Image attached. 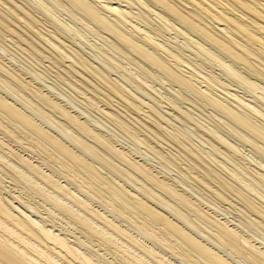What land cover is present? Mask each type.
I'll list each match as a JSON object with an SVG mask.
<instances>
[{"label": "bare ground", "instance_id": "bare-ground-1", "mask_svg": "<svg viewBox=\"0 0 264 264\" xmlns=\"http://www.w3.org/2000/svg\"><path fill=\"white\" fill-rule=\"evenodd\" d=\"M65 1L63 2L65 3ZM67 1L68 3L70 2L73 5L72 8L76 9L79 13H81L83 16L86 17L87 19L86 21L93 22L95 25L98 26V29L100 27V29L102 28L105 31V33L109 36V38H111L109 39L110 43H113L112 46H115L114 48V51H116L115 53L118 54V52L121 51L124 52V50H122L123 48H125V50L127 51H131L133 54L139 56L145 63L150 65V67L153 66L154 68H156L160 72V74L165 78H167L170 82H172V84L174 83L176 84V86L178 85L184 88L187 91L185 92L190 94V97L193 96L199 101L198 103L200 104V107L201 104H205L203 106L206 105L211 106L213 110L215 109L223 116H225L229 121L233 122L235 126L239 129L240 134L236 131V127L234 128L232 126L234 129L233 128L230 129L231 130L230 135L235 134L237 132V134H239L240 137L236 136V138L238 137L240 139L241 138L245 139V136L249 135V137L250 136L252 137V140L255 139L254 140L255 145L257 144L256 140L258 141V143H260V145L259 144L257 145V148L255 147L256 149H254V151L256 152L259 149L258 152H260L259 155L262 157V159H260L261 157L258 158L260 159V161L256 160L257 161L255 162L256 164L253 162L254 165L257 166H255V168L254 167L252 168L251 167L252 165L251 166L249 165V161L250 163H252V160H254L255 158L254 159L251 158L250 160L246 158V160L248 161L245 160V162L236 159L235 155L237 154L240 155L241 153L238 152H241L242 149L241 150L239 149L240 150L239 151L237 147H235L236 145L234 146L230 140L229 141L231 143L228 140H226V138L224 139V137L219 136L220 134L218 135L215 130H211V128L210 130L209 129L205 130L204 127V130L207 132L208 137L205 136L206 138L205 137L203 138H205L204 140L206 141L207 144H209V148L211 147L210 149H213L214 152L218 151L219 155L218 154L217 155L218 156L222 155L223 159L225 158L230 160L236 166L235 168L236 170L231 168L227 169L225 162L217 158L214 159L216 165H218L221 168L223 167L224 171L227 170L229 172V175L231 174V177H233V180H237L239 183L243 184L247 188L246 190L248 191L245 192L242 191L241 188L235 187L236 185L234 186L232 182H230V180L228 182L227 181L228 179H225L226 178L225 176L223 177L222 174L220 175L221 172L219 173L209 165V163L210 162L212 163L213 160L210 161L207 158H209L211 155L210 156L207 155L208 156L207 157L205 154L206 152L204 153L205 149L203 148L204 149L203 151L200 147L201 145L206 146V143L205 144L203 143L201 145L198 144L195 145V141L197 140L196 139L194 140V142L192 140L193 143L191 142L192 143L191 144L186 142L184 138L181 139L182 137H180L181 136L180 133L182 132L180 133L178 132L180 134V136L178 137L176 131H172V129H170L169 131L172 139H175L174 141H176V143L180 145L179 147L178 146L177 147L182 148V150L184 149V153L186 152V154H189L190 157V159L188 160L189 164L191 166H196V167L201 165L202 168H204L203 171L204 174L206 175V178L204 176H201V177H197V179L195 180H197L199 184L204 185L205 187L207 186L208 189L209 188L211 189L212 186L210 182H214V184L217 183L218 185L217 187L221 186V189L223 187L226 189H230L231 191H235L236 193L234 192V194H237L240 200L242 201L240 203L244 204L246 209H248L250 213L262 219L259 220L261 222H259L258 220L257 221L258 223L261 224L259 226L260 227L262 226L261 229L263 228L262 232L264 233L263 231L264 230L263 227L264 195L260 193L261 191L258 190L259 191L258 192L257 189H255L254 186L251 185V183H255V184L258 183L257 184L258 188H259V184L264 186V163H262L264 161L263 160L264 159V111L262 112L261 109L258 108L257 106L258 104L257 105L252 104V102L255 101L260 104H263L264 106V0H129L128 1V6L134 3L136 5L138 4L137 6L142 7L145 10V13L142 14H145L147 16L148 14L154 15L156 18L161 19L166 24L164 26L169 27V28L167 27V29H165L164 27L165 29L164 31L166 30L168 31V29L175 30L174 33L175 37L177 35L176 32L180 33V35L182 34L183 38L186 39L184 40L186 41L185 44L186 50L189 49L188 51L191 50L192 53L194 51L195 53L200 51L206 55H209L210 56L209 59L212 58L214 61H216L220 66L218 64L217 65L224 70V71L222 70L221 72H225V74L229 76V79L231 77L239 81L238 84L236 85H241L242 89L243 88L245 89V90L243 89V91L248 92L251 95V98L253 97L252 98L253 101L250 99H249L250 101H246L245 99H242L241 97H239L240 94L237 95L238 93L237 91H236L237 93L235 92L236 94L234 93V91L233 93L229 91L232 90L231 88L232 86L223 84V82L218 80L217 81L213 80L215 78L213 72L211 73V75H213L214 77L213 79L206 78L205 77L206 75L199 74L198 71L194 70L195 69L194 66L201 67L204 65L200 66L198 64H194V66H190L189 64L190 62L188 63L187 59H186L187 61L183 59V56L180 53H178V51L174 52L170 50L171 48L168 49V47H166V45L163 42L158 40L159 38L155 37L156 34L152 35L149 32V30L145 29V27H142V25H140L141 24L140 22L139 24L134 22L133 21L134 19L132 18L135 17L136 19L137 17H139L141 12L143 11L141 10L142 8L141 9L137 8V10H141L139 11L140 14L136 15V13L134 12L135 13L134 15L133 11L127 9L125 5L118 4L116 2L117 0L115 2H113L112 0H67ZM118 1L120 2L121 0ZM10 2H11L10 6L9 5L5 6L4 4H1V1L0 4L2 6L4 5L3 6L4 9L6 7L7 12H9L12 15L10 17H12V20L14 22H12L11 18H9L10 19V24H9V20L7 19L9 17L8 14L4 13L5 15L2 16L4 11L0 10L1 11L0 25L1 27L3 26V28L6 27L5 31H7L8 29L9 32H11L10 35L17 34L19 40L28 43V46L29 47L31 46L33 48L32 49L30 47L36 53V55L37 54L43 55V53L44 55H46L45 54L46 52L47 54L48 52H52V54L55 55V57L53 55L51 57H54L56 59L53 61L49 58V61L51 62L53 61L56 67L57 64H59V62L61 61L62 63L64 62L63 64L67 68L66 72H68L69 74L68 77L72 76L74 78L73 81L75 80L77 82L78 78L76 80V75H78L81 79L86 80L88 82L89 80H92L93 77L103 80L104 82L106 81L105 84L108 86L107 88H109L110 94L117 97L123 103L125 109L134 112L133 114L135 113L137 114L139 113V115L140 113L144 114V116H146L148 120L155 125V126L153 125L154 127L158 126L163 128L164 126L162 125L161 122H166V123L168 122L167 117H165V115L162 112H160L153 104V102L157 104L159 102V99H157L156 94L152 92L153 89L155 88L152 85V82H151L152 86H150V84L148 85L147 82L146 83L144 82L146 76H144L145 78L144 81H142L143 76L142 78L138 77L142 80L140 79L136 80L138 73L136 74V77H134L133 72L129 71L130 69L126 70V68H124L123 66H119L122 68V70L124 69V71L121 73L122 79L125 78L129 82L131 81L133 84H135L133 86H135L136 90L135 91L133 90L134 88L132 87L131 84H129L128 86L129 87L131 86L133 89L128 88L127 85L125 86L123 84L125 82L120 83L114 79L112 81L111 80L108 81L106 79V77L108 76L105 75V72L103 71L104 69L102 70L101 68H99L98 65L94 64L93 61L89 60V58L83 57V55L80 54L81 52H79V50H81L82 47L78 50H76V48L74 47L76 52L75 50H73L74 55H72L71 52L72 50L69 48V46H71L72 44L71 45H69L70 43L66 44L67 41L76 42L75 44L77 45L76 47H78L79 45L84 47V44H86L87 42V44L92 49H100L98 47L99 46L98 44L100 42L97 44L98 45L97 46L94 44V41H96L95 38L93 43L92 41L90 42L89 40L90 38L89 39L87 38L89 41L86 40L85 37L87 36H84L85 34L84 32H81L82 31L81 29L80 31L79 29H76V26L66 23L65 19H63L65 20V22H63V20L61 21L60 19L55 17V15L54 18L58 23L57 25L55 24L56 25L55 31H57V33L53 32L54 29L52 31L51 30L52 28L50 29L52 31L51 34H47L46 33L47 31L44 33L45 30L42 31L43 30L42 28H41L42 30L39 29L40 27L37 28V26H39L41 23L36 26V23L39 21H36L35 23L34 18L29 16L27 11H25L20 5L13 2V0ZM26 2L25 4L22 2L23 6L29 5L26 4ZM33 2L35 3V0ZM3 3L7 4L6 1H4ZM32 4L33 3H31V5ZM34 6L32 7L36 9L37 6L39 7V4H37V6L36 5ZM46 6L44 5L42 6L45 11H47L48 9V7L46 8ZM32 7H30L29 9L30 11H32L33 9ZM68 9L71 8L69 7L67 8V10ZM74 9H72L73 12L71 14L74 13ZM50 11L52 12L53 10ZM77 11L75 12L77 13ZM77 16L75 18H77ZM60 17L61 16H59V18ZM79 17L80 16H78V19H80ZM145 17H143L142 15L140 19H142L144 22ZM149 17H146V19ZM82 18L83 20H81ZM82 18L80 19V21L86 23L84 21L85 18L84 17ZM78 19H76L75 21H77ZM154 19L152 20L154 21ZM16 22L23 23V26H25L28 29L30 35L31 36L35 35L33 41L31 37H30L31 41L27 40L29 33L28 34L25 33L27 35L26 38L23 35H21V33L18 34L17 31H15V27H11V24ZM51 22L53 25L54 22L53 21ZM51 22H46V23H51ZM92 25H89V27L91 26V29H94L92 28ZM147 25L150 24L147 23ZM147 25L145 26L147 27ZM87 26H88V22L86 27ZM86 27L85 29L87 31L89 27L87 28ZM47 29H49V27ZM101 31L99 33L100 37L102 35ZM48 33H50V31ZM162 34L161 37H163ZM100 39L102 40V38ZM82 41H84L85 43H83ZM107 43L108 42H106L105 45H108ZM174 43L170 44L172 45L173 48H174L173 46ZM182 43L184 44L185 42L182 41ZM179 44L183 46L181 43ZM38 45L39 46L41 45L40 47H43V50L42 48L40 49L39 47H37ZM101 45L102 44L100 43V46ZM177 45H178V41H177ZM65 46H68L67 51ZM103 46L101 48H104ZM108 46H110V44ZM176 47L174 49H176ZM111 48L108 47L107 50H112ZM68 49L71 50L69 51L71 52V55L68 53ZM115 49H117L118 51ZM28 50H26L25 52H27ZM100 51L101 50H99V53ZM195 53H193V55ZM29 54H32V52L28 53V55ZM34 54H32V56H34ZM185 55L186 54H184V56ZM188 55H190V53ZM88 56H89V52H88ZM196 56L198 57L199 55ZM112 57L111 56L106 57L109 62H107L106 61L107 59H105L106 61V64H104L105 66L107 64L109 65L110 62H114L113 60L114 57L113 58ZM125 57H127L126 54ZM186 57L188 58V56ZM199 57L197 58V60L199 59ZM100 58L102 60L103 54L102 57ZM3 59H0L1 62L3 61ZM93 60L95 61L96 59L94 58ZM191 60L189 59V61ZM199 60H201V58ZM10 61H12V59ZM117 61L114 63L118 64ZM193 61H191V63ZM3 63L7 64L8 62H3ZM125 63L122 64L126 66L127 63L126 64ZM202 64H204V62ZM8 65L10 64L8 63ZM7 66H5V64L2 65V63H0L1 73H4L7 76V78L11 77V80L15 81L20 88L19 89L15 88L16 85L12 86L13 84L12 85L9 84L12 86L9 87L6 85L5 80H3V78L2 79L0 78V133H2V136H0V151L2 152L3 150H6L3 151L5 155L0 152V158L2 159L0 160L4 162V164L0 162L1 163L0 170L2 171L3 174H5L4 177L8 179L6 180V178L1 176L2 174L0 175V264H118V263L119 264H245V262L241 263L239 261L232 260L235 259L234 254L243 256V258L247 259L246 261L248 262L253 261L255 264H264V248L259 244H256L257 240L254 241L255 238L252 237L253 235H255V234L252 235V231H254L255 230L254 228L256 227H254V225L251 224L253 223L255 225H258L255 222L256 218H253L254 215L253 217L251 216V218H253L254 220L253 219L251 220H253L255 223L250 222L251 223L250 224L249 219L247 220V223H249L248 226L251 225L254 229L251 231V233L248 232V234H250L251 236L248 237V235L246 236L241 231V228L240 229L238 228L240 225L238 226L236 222H232L233 220H230L229 218L225 219L219 216L218 214L211 213L210 211H208V209L203 208L204 205L201 206L202 203L200 204L198 201V198L200 202L202 201L200 197L196 198L195 194L193 195L190 192V194L193 195L192 197L189 195V193H186L184 189H178L176 185H174L175 183L174 184L172 183L173 182L172 179H171L172 182L170 180L168 181L167 180L168 176L166 175L167 176L166 179L163 171L165 168H167L165 167V164L163 166L161 165L162 167H164L163 169L160 167L163 173V176H161L162 174L159 175V173H157L158 171L156 170L157 171L156 172L154 170L155 164H153L154 166L153 168L147 165V163H145L144 161H140L142 160V158H138V156L140 155L142 157L145 154L143 155L142 153H139L138 155L137 153V155H135L136 157H134L131 155V153H128V151L126 152V150L125 151L122 150L121 149L122 147L121 148L117 147L114 142L117 139L115 137L116 134L113 133L115 134V136H113L116 138L115 140L112 139V137L111 138L108 137L107 134H109V131L113 132V130L110 129L109 131H107V133H105L104 129L106 130L107 126L106 125L104 126V122L100 121L99 118H96L97 115L95 119L90 118V115L92 114L89 115L88 113H90L91 111L86 112L87 110L86 111L82 110L83 108L80 109L79 108L80 105L76 103L77 101L74 102V100L73 101L69 100L71 98L69 99L66 98L65 100L64 99L65 96H63L62 99L68 102L64 103L62 101L63 102L62 103L60 101L61 99L59 100L60 94L58 95V97L57 96L53 97L49 95V93L44 92L43 89L38 87L37 85L33 86L34 83L32 85L29 80L30 78L29 76H31L32 74L28 75L29 78H27L28 79L27 80L23 76H21L20 73H17V70L15 72L14 71L15 68L12 69L13 70L12 71L5 68ZM51 66L53 67V65ZM102 66L103 65H101V67ZM138 66H134L133 70H135V67ZM141 66H143V64ZM130 67L133 66H129V68ZM192 67H194V69ZM150 69L152 70V68ZM33 70L31 71L33 72ZM202 70L203 69H201V71ZM147 71L150 73V70ZM206 71L204 73L208 72ZM60 72L62 74V70H60ZM114 72L115 71H113V73ZM115 73H117V71ZM37 74L35 76H37ZM144 74H147L146 71ZM216 74H219V72H217ZM39 75L41 74L39 73ZM56 75H58V73ZM85 75L87 77L88 76L91 77V79L88 80V78H86ZM151 75L152 73L150 74V76ZM154 75H156V72ZM42 76L41 78H43ZM58 76L61 75L59 74ZM61 77H63V75ZM154 77L155 76H153V78ZM150 78H152V76ZM83 80H81V82L78 80V82L83 84L84 82ZM98 81L99 80H97V82ZM229 82L231 83V81ZM43 83L46 84V82ZM98 84L103 85L102 82ZM98 84L96 83V87H98ZM170 85L168 84V87H170ZM172 86L170 88H172ZM52 88L54 89V87ZM90 88L93 87L90 86ZM20 89L21 90L24 89V91L26 90L29 91L30 96L35 98L34 101L36 102L34 105L32 104V102L29 101L31 97L28 96L29 99H27L25 96L28 94L24 96L23 95L25 94L24 91L21 94ZM75 89L77 88L75 87ZM175 89H171V90H175ZM184 89L182 91H184ZM85 90L88 89L86 88ZM54 91L56 92V89ZM76 91H78V89ZM88 91L89 93L91 92L90 89ZM178 91H176L175 93L177 94L180 93ZM182 91L180 95L182 94ZM171 92H168V94L170 93L169 95H171ZM82 94L87 95L86 92L85 93L82 92ZM95 94L99 96L100 93L98 92ZM108 94L109 93H107V95ZM172 95L171 97H173ZM246 95L248 96L247 93ZM88 96L86 98H88ZM109 96L110 95H108L107 98ZM183 96L186 97L185 95ZM91 97L93 96H89L90 99ZM178 97L181 98L179 95ZM83 98L85 97L83 96ZM175 98H177V96ZM110 99L111 98L109 97V100ZM115 100L116 99L110 101L114 102ZM150 100L153 102L150 103L149 102ZM191 100H193V98ZM83 102L84 100L82 101V103ZM170 102L168 104H170ZM88 103H90V101ZM94 103L93 105L96 106L97 104ZM77 105L79 107H77ZM89 106L90 107L92 106L91 103L87 107ZM182 107L183 106H181L180 108ZM107 108L108 107L106 108L97 107L95 109H99L98 114H101L104 118L106 117L110 119V121L112 120L114 122L113 125L114 124L117 125L118 129L119 128L120 130L123 129L128 134L132 135L134 138H137L135 137L136 136L135 134L138 133L136 132L137 130H135L134 132L132 131V129L133 128L135 129V127H132L130 125L132 129L129 128L128 124L130 123H127L128 120L126 121L123 118H121L120 114H117L116 112H114V110L111 111L113 108L111 110L110 108L108 109ZM144 108H147V110ZM180 108H178V105L171 103L168 113L174 115L177 119H179V121L181 119L184 120L187 119L190 121L191 118H193L192 116L193 114L191 115L190 112L184 111ZM95 109H93V111H95ZM195 111L192 112L195 113ZM123 116H125V113H123ZM212 116L214 117L215 115ZM141 118L143 117H140V122H141ZM200 119L202 120V118ZM107 120H104L105 123H107ZM138 120L137 122L139 123ZM221 120H223V118H221ZM218 121L220 122V120ZM142 122L140 124L146 125V123H142ZM231 122L229 123L228 126L232 125ZM185 123L186 122L184 121V124ZM180 124L182 123L180 122ZM203 124L205 126L207 125V123L205 124V122ZM107 125L110 127L109 123ZM171 125L175 126L173 122ZM148 126L149 124L145 126V129L146 127L149 128ZM182 126L184 127L183 124ZM217 126L219 127L220 125L218 124ZM140 127L142 126L140 125ZM172 127L173 126H171L170 128ZM178 127L180 126L178 125ZM175 128L174 129L177 130V127ZM192 128L193 127H191V130ZM199 128H200L199 131H201V129L203 131L202 134L200 132L199 133L202 136H204L203 134L205 131L203 130V127L201 128L199 126ZM138 129L143 132L142 128H138ZM149 129L154 131L156 134V130L152 129V127ZM151 130H149V132L152 134L153 132ZM226 130H222V131L225 132ZM232 131H236V132L233 133ZM160 132L162 133V131ZM157 133L158 134L154 136L159 135V132ZM226 133L229 132L226 131ZM200 134H197V137ZM209 135L215 136L217 143L219 144L221 143V146L224 147V150H222L219 146H217V144L215 143L216 141L213 139L211 140L209 137L212 136ZM235 135L233 136L234 138ZM161 136L162 139L165 135H161ZM158 137L159 136H157V138ZM192 137L194 138L193 135ZM192 137L190 139H193ZM22 138L28 139V142L27 140H24L26 142H23ZM169 139L170 138H168L167 140L169 141ZM199 140L201 141V139ZM11 142L17 144L19 148L12 147ZM171 143L173 144V142ZM124 144H128V143L125 142ZM147 145L148 146L146 147L148 148V150L151 151V153L153 152V155L155 156L159 155L154 151L161 152V150H156L157 148L155 149V147L149 144ZM144 149L146 150L145 147ZM141 150L142 152H144L143 149ZM141 150H139V152ZM136 151L138 152V150ZM132 153H135V151ZM146 155L144 156L145 158ZM160 155L161 157H159ZM160 155L158 157L163 159L162 156H164V154L161 152ZM182 156L184 159L186 155L184 154ZM151 158H153V156H151ZM156 158L155 160L157 163L159 159L157 160ZM211 159H213V157ZM143 160H148V159H143ZM163 160L166 161L165 158ZM207 160L209 162H207ZM165 161H160V162L165 163ZM230 161L228 162L229 165H230ZM166 165H168V163H166ZM156 168H158V166ZM181 173L183 172L181 171ZM168 174L170 175L169 172ZM188 174H190V172ZM180 175L179 176L177 175V178L181 177ZM185 176L188 177L187 174ZM180 179L183 180V177H181ZM246 179L251 180L252 182H248L246 181ZM175 180L176 179L174 178V181ZM237 181H235L236 183L235 182L234 183L237 184ZM7 182L9 184H6ZM187 188L189 187H186V190L192 191ZM203 188L200 189L204 191ZM217 189L213 188L211 189L212 192L211 191L210 192L214 193L213 190L216 191ZM226 189L224 190V192L229 191V190L226 191ZM198 190L195 191L197 192ZM260 190L263 189L261 188ZM218 192L221 191L217 190L216 193ZM262 192L264 193V191ZM227 194L229 197L230 195L228 192ZM217 195L214 196L220 197L219 193ZM222 196L223 195H221V198ZM224 197L222 199L225 201V199H227L228 197L227 198ZM230 197L232 198V195ZM30 199L33 201H31ZM206 199L209 200V198ZM223 200L221 202H224ZM170 201L171 202L173 201V203H171ZM215 201L217 202V200ZM229 201L230 200L228 199L227 203H229ZM94 202H97L98 204L96 205ZM203 203L206 204V201ZM211 203L214 202L211 201ZM231 204L234 205L235 203H231ZM231 204L229 203L228 205ZM215 205L216 204L211 205V207L213 206L215 207ZM39 206L43 207L42 209L44 211H42V209H40ZM208 206L210 207V205ZM218 207L216 209H218ZM231 207H235V205ZM237 208L239 209V205L237 206ZM227 210L226 212H224V214L221 213L225 217L227 216L225 215L228 212ZM240 213L241 212H239V214ZM247 213L248 211L246 213L244 212V214ZM242 216L247 217L248 215L241 214L240 218H242ZM56 219H60L61 221L58 220L59 221L58 222ZM233 219L235 218L233 217ZM243 219H247V218L243 217ZM238 220L240 219L238 218ZM241 222L243 223V221ZM260 227L257 228L256 231L259 232L258 229H260ZM203 228L207 230L204 231ZM244 228H246V226ZM132 229H134L139 233V234L137 233V235H140V237H144L145 239H147L149 241L148 243L150 244L147 245L144 242H142V240H140L141 238L138 239L137 237H135L131 232ZM262 232L259 233L263 234ZM255 233L257 234V232ZM259 233L258 235H260ZM260 237L262 238L263 236L260 235ZM167 252L170 253L171 257L170 256L168 257L166 255ZM106 253L112 254L114 261L108 259L105 256Z\"/></svg>", "mask_w": 264, "mask_h": 264}, {"label": "rangeland", "instance_id": "rangeland-1", "mask_svg": "<svg viewBox=\"0 0 264 264\" xmlns=\"http://www.w3.org/2000/svg\"><path fill=\"white\" fill-rule=\"evenodd\" d=\"M1 1V4H4L5 6H7V5H11V2L10 1H12V0H0ZM4 1H6L7 2V4H5V3H3ZM21 1V2H20ZM13 0V2H15L16 4H18V5H20L25 11H27V13L29 14V16H31V17H33L34 18V20H35V23H36V21H39V22H37L36 23V26L37 25H39L40 23V25L39 26H37V28H39L40 30H42V31H44V33L46 32L47 34H51V32L53 31V29H54V31L53 32H56L57 33V31H55V29H56V25L58 24L57 23V21L55 20V18H54V15H55V17H57L58 19H60L61 21L63 20V19H65L66 20V23H68V24H71V25H73V26H76V29H81L80 31L81 32H84V36H87V37H85V39L86 40H88L89 38V40H90V42L92 41V43H93V41L96 39V41H94V44L95 45H97L99 42L102 44L101 46H100V43L97 45L100 49H92L88 44H87V42H86V44H84V47L83 46H78V47H76L77 45H75L76 44V42H68L67 41V43L66 44H69V45H71V46H69V48L72 50H70V49H68V53L71 55V52H72V55H74L73 54V50H75V48H76V50H78V49H80L81 47H82V49L81 50H79V52H81L80 54H82L83 55V57H86V58H89V60H91V61H93V63L94 64H96V65H98L99 66V68H101L104 72H105V75H107L108 77H106V79L108 80V81H112L113 79L114 80H117L118 82H120V83H123V82H125V83H123L125 86L127 85V87L128 88H131V89H133L134 91L136 90L135 89V86H133V85H135V84H133L131 81L129 82L127 79H125V78H123V79H125V80H123L122 79V77H121V73L124 71V69L122 70V68L121 67H119V66H123L124 68H126V70H129V71H131V72H133V74H134V77H136V74H137V78H136V80L137 79H140V78H142V76H143V80L142 79H140V80H142V81H144V79L146 78V79H148V80H146L145 79V83L147 82V84L149 85L150 84V86H154V87H152V88H154L153 89V93L154 94H156V97H157V99H159V102L156 104V103H154L153 101H149L150 103L151 102H153V104L155 105V107L160 111V112H162L164 115H165V117H167V119H168V122L166 123V122H161L162 123V125L164 126L163 128L162 127H158V126H156V127H154L155 125L154 124H152L149 120H148V118L146 117V116H144V114H142V113H140V115H139V113L137 114V113H135V114H133L134 112H132V111H128L127 109H125V107L123 106V103L117 98V97H115V96H113V95H111L110 94V90H109V88H107L108 86L105 84V82L103 81V80H100V79H98V78H96V77H93L92 78V80H89V79H91V77H87L86 75V78H88V80H89V82L88 81H86V80H83V79H81L78 75H76V80H77V78H78V80L81 82V80H83L84 82H83V84H85V85H83V84H81L80 82H78V80H77V82L74 80L73 81V77L72 76H70V77H68L69 76V74H68V72H66L67 71V68H66V66L62 63V61L61 62H59V64H57V67L54 65L55 63L53 62L56 58H54L55 57V55H53L52 54V52H48V54H47V52L45 53L46 55H47V57H46V55H44V53H43V55H41V54H37L36 55V53L28 46V43H25L24 41H22V40H19L18 38V36H17V34H14V35H16L17 36V38H16V36H14L13 34H11L10 35V33L11 32H9V30L7 29V31H5V29H6V27H4L3 28V26L1 27V25H0V59H3L4 57V59H3V61L1 62V60H0V63H2V65H4L5 64V66H7L8 65V63L10 64V65H8L7 67H5V68H7V69H9V70H12V69H14V71L16 72V70H17V73H20V75L21 76H23L25 79H27V78H29V80H30V83L33 85V83H34V85L33 86H38V87H40V88H42L43 89V91L44 92H47V93H49V95H51V96H53V97H55V96H57L58 97V95L60 94V98H59V100L62 102H64V103H67L66 101H64V99L66 100V98L67 99H69V98H71V99H69V100H74V102H76L78 105H80V107L77 105V107H79L80 109H82V110H87L86 112H89V111H91L90 113H88L89 115L90 114H92V115H90V118H94L95 119V117H96V115H97V117L96 118H99V120L100 121H103L104 122V126L106 125L107 126V129L105 130L104 129V132L105 133H107V131H109L110 129L111 130H113V132L112 131H109V134L111 135H109V134H107V136L108 137H112V139H116V141H114L115 142V144H116V146L117 147H122L121 149L122 150H126V152L128 151V153H131V155L132 156H134V157H136L135 155H137V153H138V155H139V153H142L143 155L145 154H147L146 155V158L144 157V156H138V158H142V160H140V161H144L145 163H147V165H149V166H151V167H153L154 168V166H155V168H154V170L157 172V173H159V175H161V176H163V173H162V169L164 168V167H162L164 164H165V167H167V168H165L163 171H164V176H165V178L167 179V176H168V181L170 180L171 181V179H172V183L174 184V185H176V187L178 188V189H184V191L186 192V193H189V195L190 196H192L193 197V195L195 194V196H196V198H198V197H200L201 198V202H200V200H199V198H198V201H199V203L201 204V206L202 205H204L203 206V208H205V209H208V211H210L211 213H215V214H218L219 216H221V217H223V218H229L230 220H233L232 222H236L237 224H238V228L240 229L241 228V231L247 236L248 235V237H251L250 236V234H248V232L249 233H251V231L252 230H254V231H252V235L253 234H255V235H253L252 237L253 238H255L254 239V241H256L257 243L256 244H259L260 246H262L263 248H264V233L262 232V229H261V227L259 226V225H261L260 223H258V221L259 220H262L261 218H259V217H257V216H255L254 214H252V213H250V211L248 210V209H246V207H245V205L244 204H241L240 202H242L241 200H240V198L238 197V195L237 194H234V192L235 191H231L230 189H226V188H223L222 187V189H221V186H219V187H217L218 185H217V183H215L214 184V182H210V184L213 186V188H218L217 190L218 191H221V192H218L219 193V196L220 197H216V196H214V195H217L218 193H216V191H214L213 190V192L214 193H211L212 192V190L211 189H213L212 188V186H211V189H210V191H209V189L207 188V186L205 187L204 185H201V184H199V182H197V180H195V179H197V177H201V176H204L205 178H206V175L204 174V171H203V169L204 168H202V166L200 167V166H198V167H200V168H198V167H196V166H191L190 164H189V162H188V160L190 159V157H189V154H186V152L184 153V149L182 150V148H178L180 145L178 144V143H176V141H174L175 139H172V137L170 136V129H172V131H176L177 132V136L179 137L180 136V134H181V136L180 137H182L181 139H183L184 138V140H186V142H188V143H191L192 142V140H193V142H194V140H196L195 141V145L196 144H198V145H201V144H205L206 143V141L204 140L206 137H208V135H207V132L205 131V130H210V128H211V130H215L216 132H217V134L219 135V136H222V137H224V139L226 138V140H230L232 143H233V145L235 146V147H237V149L239 150H241V152H238V153H241L240 155L239 154H237V155H235V157H236V159H238V160H240V161H244L245 162V160H246V158H248L249 160L251 159V158H255L254 160H252V163H250V161H249V165L253 168H255V166H257V165H254V163L255 162H257V161H260V159H262V157L259 155V153L260 152H258L259 151V149H258V151H254V149H256L257 148V145L259 144L260 145V143H258V141L256 140V145L254 144L255 143V139L254 140H252V137L250 136L249 137V135H246L245 136V139H240V138H236V136H239V134H240V131H239V129L235 126V124L233 123V122H231V121H229L225 116H223L221 113H219L218 111H216L215 109L213 110L212 109V107L211 106H208V105H206V106H203V105H205V104H201V107H200V104L198 103L199 101L195 98V97H193V96H191L190 97V94L189 93H186L187 91L184 89V88H182V87H180V86H178V88H177V86H176V84H172V82H170L167 78H165L164 76H162L161 74H160V72L156 69V68H154L153 66H151L150 67V65H148L147 63H145L139 56H137V55H135V54H133L131 51H127V50H125V48H123L122 50H124V52L123 51H121V52H118V54L117 53H115L116 51H114V48H115V46H112V44L113 43H110V41H109V39H111V38H109V36L105 33V31L101 28L100 29V27H99V29H98V26L97 25H95L93 22H89V21H86L87 19H86V17L85 16H83L81 13H79L76 9H74V8H72V4L69 2L68 3V1L66 2L65 0H62V3L64 4H62L61 3V0H55V1H53V0H38V3H37V0H35V3L33 2L34 0ZM27 1V2H26ZM30 1V2H29ZM45 1V2H44ZM63 1H65V3L63 2ZM113 2H115L116 0H112ZM128 1L129 0H121L120 2L117 0L116 2L118 3V4H122V5H125L126 6V8L127 9H130L131 11H133V14L135 15V13H136V15H138V14H140L139 13V11H141V10H143L142 12H141V14L142 13H145V10L142 8V7H140V6H137L136 4H134V3H132V5L130 4L129 6H128ZM12 2V3H13ZM22 2L25 4V2H26V4H29V5H24L23 6V4H22ZM42 2H43V4H42ZM47 2V3H46ZM55 2V3H54ZM31 3H33L32 5H31ZM40 3H41V5H40ZM55 5H54V4ZM0 4V10H2V11H4L3 12V15L2 16H4L5 14H8V16H6V17H8L7 19L9 20V24H10V19L9 18H11V21L12 22H14L13 20H12V17H10V16H12L9 12H7V10H6V7H5V9L3 8V6ZM37 4H39V7H40V9H39V7L37 6ZM49 4V5H48ZM53 4V5H52ZM34 5H36L37 7H36V9L34 8L35 6ZM46 6V8L48 7V9H47V11H45L44 9H43V7L42 6ZM70 5V6H69ZM32 6H34V7H32ZM27 7V8H26ZM29 7V8H28ZM30 7H32L33 9H32V11H30L29 9H30ZM58 7V8H57ZM65 7H67V8H71V9H68L67 10V8H65ZM122 7H124V6H122ZM42 8V9H41ZM137 8L138 9H141V10H137ZM4 9V10H3ZM39 9V10H38ZM72 9H74V15L73 14H71L72 12H73V10ZM36 12H35V11ZM49 10V11H48ZM50 10H53L52 12L50 11ZM72 10V11H71ZM40 11H42V12H40ZM75 11H77V13L75 12ZM33 12V13H32ZM68 12H70V13H68ZM135 12V13H134ZM5 13V14H4ZM32 13V14H31ZM54 13V14H53ZM0 14H1V11H0ZM52 14V15H51ZM69 14V15H68ZM75 14H76V16H77V14H78V16H80L79 18L81 19L82 17H84L85 18V22L86 23H84L83 21H80V19H78V16H77V18H75L76 16H75ZM140 14V15H141ZM61 16L60 18H59V16ZM71 15H73V16H71ZM139 15V17H137L136 19H135V17L134 18H132V19H134L133 21L134 22H136L137 24H139V22L141 23L140 25H142V27H145V29H147V30H149V32L152 34V35H155V37L156 38H159L158 40L159 41H161V42H163L165 45H166V47H168V49H170V50H172V51H174V52H177L178 51V53H180L182 56H183V59H187L186 61L190 64V66H194V64H198V65H204V66H201V67H199L198 65V67H196V66H194L195 67V69H194V67H192L194 70H196V71H198L199 72V74H203V75H206L205 77L206 78H210V79H213L214 77H213V75L215 76V78L213 79V80H218V81H221V82H223V84H226V85H228V86H232L231 88H232V90H229V91H231L232 93H233V91H234V93L236 92L237 93V95L238 94H240L239 95V97H241L242 99H245L246 101H250V100H252L253 101V97L251 98V95L248 93V92H246V91H243V89H242V87H241V85H236V84H238V82L239 81H237L236 79H234V78H231L230 77V79H229V76H227V74H225V72H221L223 69L221 68V67H219L220 65L216 62V61H214L212 58L211 59H209L210 58V56L209 55H206V54H204V53H202V52H196L195 53V51L193 52V53H195L194 55H193V53L191 52V50L190 51H188V50H186V47H185V44H186V41H184V40H186V39H184L183 38V35L181 34L180 35V33H178V32H176L177 33V35H176V37H175V35H174V33H175V30H170V29H168V31L166 30V31H164L165 29H167V27H165L164 25H166L161 19H158V18H156L154 15H150V14H148V16L147 15H145V14H142L143 15V17H149L150 18V20H149V18H147L146 19V17H145V21L143 22V20L142 19H140V17L142 16H140ZM35 16V17H34ZM49 16H51V17H49ZM69 16H71V17H69ZM153 16V17H152ZM40 17V18H39ZM152 17V18H151ZM37 20H36V19ZM70 18H71V20H70ZM74 18H75V20L76 19H78L79 21H80V23H79V21L77 20V21H75L74 20ZM155 18V19H154ZM45 19V20H44ZM50 19V20H49ZM152 19H154V21L152 20ZM156 19H157V21H156ZM41 20H42V22H41ZM45 22H44V21ZM47 20V21H46ZM65 20H63V22H65ZM81 20H83V18L81 19ZM137 20H138V22H137ZM142 22H141V21ZM151 20H152V22H151ZM51 21H53L54 23H53V25H52V22ZM60 21V22H61ZM73 21V22H72ZM11 22V23H12ZM46 22H51V23H46ZM87 22H88V26L87 27H89V25H92V28H94L96 31L97 30H102L101 31V37H100V35H99V33H100V31H97V33H96V31L94 30V29H91V26L89 27V29H91V30H89V29H87V31H86V29H85V27H86V25H87ZM145 22H147L148 24H150V25H147V23H145ZM151 22V23H150ZM153 22H155V23H153ZM160 22H161V25H160ZM18 23V24H17ZM21 22H16V23H13L14 24V26H13V24H11V27H15V31H17V33L19 34V33H21V35H23L24 37H26L27 38V35L26 34H28L29 32H28V29L25 27V26H23V23H21ZM82 23V24H81ZM153 23V24H152ZM160 25H158V24ZM164 23V24H163ZM15 24H16V26H15ZM44 24V25H43ZM56 24V25H55ZM86 24V25H85ZM145 25H147V27L145 26ZM162 25H163V27H162ZM20 26V27H19ZM45 26V27H44ZM49 27V29H47L48 27ZM83 26H85V27H83ZM152 26V27H151ZM155 26V27H154ZM54 27V28H53ZM79 27V28H78ZM86 27V28H87ZM97 27V28H96ZM161 29H163V30H161ZM164 27H165V29H164ZM4 30H3V29ZM42 28V29H41ZM45 28V29H44ZM52 28V29H51ZM151 28V29H150ZM154 28H157V29H154ZM169 28V27H168ZM52 31H51V30ZM85 29V30H84ZM93 30V31H92ZM151 30V31H150ZM156 30H157V32H156ZM161 30V31H160ZM50 31V33H48ZM92 33H91V32ZM154 31V32H153ZM163 31V32H162ZM8 32V33H7ZM160 34H159V33ZM26 33V34H25ZM163 33V34H162ZM168 33V34H167ZM99 36H98V35ZM161 34H162V36L163 37H161ZM173 34V35H172ZM26 35V36H25ZM172 35V36H171ZM12 36V37H11ZM14 36V37H13ZM108 36V37H107ZM165 36H166V38H165ZM168 36H169V38H168ZM30 37H31V39H32V41L34 40V38H35V35H30V33L28 34V38H27V40H30L31 41V39H30ZM33 37V38H32ZM98 37H99V39L100 38H102V40L100 39H98ZM161 37V38H160ZM178 37V38H177ZM12 38V39H11ZM13 38H15V39H13ZM88 38V39H87ZM93 38V39H92ZM95 38V39H94ZM107 38V39H106ZM165 38V39H164ZM9 39H11V40H9ZM19 41H18V40ZM68 39H69V37H68ZM67 39V40H68ZM105 39H106V41H105ZM162 39H164V40H162ZM168 39H170V40H168ZM178 39V40H177ZM12 40H13V42H12ZM71 40V39H70ZM88 40V41H89ZM167 40V41H166ZM176 40V41H175ZM181 40V41H180ZM98 41V42H97ZM177 41H178V45H177ZM182 41L183 42H185L184 44L182 43ZM15 42V43H14ZM17 42H18V44H17ZM22 42V43H21ZM25 44H24V43ZM83 43H85L84 41H82ZM103 42H108L107 44L109 45L110 44V46H108V45H105V43H103ZM174 42H176V43H174ZM174 43V48L176 47V49H174L173 47H172V45H170V44H173ZM179 43H181L183 46H184V48H183V46H181ZM2 44V45H1ZM27 44V45H26ZM36 44H38V43H36ZM24 45V46H23ZM104 45V46H103ZM176 45V46H175ZM17 46V47H16ZM20 46H21V48H20ZM23 46V47H22ZM41 46V45H40ZM39 45L37 46V47H39L40 49L42 48V50H43V47H40ZM88 46V47H87ZM104 47V48H101V47ZM111 46H112V48H111ZM178 46H180V47H178ZM15 47V48H14ZM20 49H19V48ZM75 47V48H74ZM108 47L109 48H111L112 50H107L108 49ZM27 48V49H26ZM65 48H66V51H67V48H68V46H65ZM83 48H84V50H83ZM177 48H179V49H177ZM9 49V50H8ZM24 49V50H23ZM29 49V50H28ZM30 49H31V51H30ZM104 49V50H103ZM174 49V50H173ZM7 50V51H6ZM26 50H28L27 52L28 53H30V52H32V54H34V56H32V54H29L28 55V53L27 52H25ZM45 50V49H44ZM76 50H75V52H76ZM87 50H88V52H89V56H88V52H87ZM99 50H101L100 51V53H99ZM115 50H117V49H115ZM183 50V51H182ZM184 50H186V51H184ZM69 51H71V52H69ZM83 51V52H82ZM92 51H93V53H92ZM112 53H111V52ZM118 51V50H117ZM193 51V50H192ZM4 52V53H3ZM34 52V53H33ZM45 52V51H44ZM94 52H95V54H94ZM109 52V53H108ZM11 53V54H10ZM85 53V54H84ZM103 54V58H102V60H101V58L100 57H102V54ZM112 55H111V54ZM190 53V55H188ZM199 53V54H198ZM92 54V55H91ZM98 54V55H97ZM120 54H123V55H120ZM125 54H126V56L127 57H125ZM128 54V55H127ZM134 56H133V55ZM184 54H186L185 56H184ZM201 54H203V55H201ZM10 55V56H9ZM40 55V56H39ZM54 56V57H51V56ZM85 55V56H84ZM118 55V56H117ZM132 55V56H131ZM192 55H193V57H192ZM196 55H201L200 57H199V59L201 58V60H197V56ZM206 55V56H205ZM9 56V57H8ZM38 58H40V59H38ZM41 56H43V57H41ZM46 58H45V57ZM49 56V57H48ZM91 56V57H90ZM97 60H93L94 58ZM100 56V57H99ZM108 57V56H113L112 58H113V60H114V62H116L117 60L119 61H117V63L118 64H116V63H114V62H110L109 63V65L107 64L106 66L104 65V64H106V61L107 62H109L108 61V59L106 58V57ZM131 57V59H130V57ZM186 56H188V58L191 60V61H196V62H192L191 63V61H189V59L186 57ZM190 56H191V58H190ZM203 56V57H202ZM209 56V57H208ZM10 57H11V59H12V61H10L11 59H10ZM33 57V58H32ZM35 57V58H34ZM98 59H97V58ZM104 57H105V59H107L106 61H105V59H104ZM118 57V58H117ZM123 57V58H122ZM134 57V58H133ZM185 57V58H184ZM8 58V59H7ZM43 58H45V59H43ZM49 58L51 59V60H53L52 62L51 61H49ZM93 58V59H92ZM120 58H122V59H120ZM136 58V59H135ZM206 58V59H205ZM7 61H6V60ZM10 59V60H9ZM15 59V60H14ZM38 59V60H37ZM134 59V60H133ZM99 60V61H98ZM101 60V61H100ZM120 60H121V62H120ZM132 60V61H131ZM138 60V61H137ZM202 60H204V61H202ZM213 60V61H212ZM26 61V62H25ZM143 61V62H142ZM211 61H212V63H211ZM3 62H8L7 64L6 63H3ZM12 62V63H11ZM101 64H100V63ZM103 62H105V63H103ZM127 64H126V63ZM132 64H131V63ZM138 62V63H137ZM143 64V66H141L142 64ZM204 62V64H202ZM208 62V63H207ZM213 62H214V64H213ZM43 63V64H42ZM60 63H61V66H60ZM103 63V64H102ZM115 65H114V64ZM122 63H125L126 64V66L124 65V64H122ZM139 63H140V65H139ZM146 65H145V64ZM211 63V64H210ZM216 63V64H215ZM66 64V63H65ZM111 64H113V65H111ZM192 64V65H191ZM208 64V65H207ZM219 66H218V65ZM51 65H53V67L51 66ZM60 67H59V66ZM101 65H103L102 67H101ZM139 65V66H138ZM36 66V67H35ZM65 66V67H64ZM109 66H110V69H109ZM129 66H133V67H130L129 68ZM134 66H138L139 67V69H138V67H135V70H137V71H135V70H133L134 69ZM147 66V67H146ZM108 67V68H107ZM119 67V68H118ZM132 68V69H131ZM142 68H144V69H142ZM145 68H146V70H145ZM149 68V69H148ZM150 68H152V70L150 69ZM200 68V69H199ZM206 68V69H205ZM20 69V70H19ZM35 71H34V70ZM114 69H116V70H114ZM197 69H199V70H197ZM201 69H203L202 71H201ZM209 69H211V70H209ZM28 70V71H27ZM31 70H33V72L31 71ZM37 70H38V72H37ZM56 70V71H55ZM60 70H62V74H61V72H60ZM146 71V73L147 74H144L145 73V71ZM147 70H150V73L147 71ZM154 70V71H153ZM208 72H207V71ZM13 71V70H12ZM20 71V72H19ZM31 73H30V72ZM113 71H117V73H113ZM144 71V72H143ZM207 72V73H204V72ZM211 71V72H210ZM224 71V70H223ZM23 72V73H22ZM29 72V73H28ZM35 72H37V73H35ZM64 72V73H63ZM143 72V73H142ZM155 72H156V75H154L155 74ZM210 72V73H209ZM213 72V75H211V73ZM217 72H219V74H216ZM28 73V74H27ZM39 73L41 74V75H39ZM58 73V75L60 74L61 76L63 75V77H61V76H58V75H56ZM66 73V74H65ZM152 73V78H150L151 76H150V74ZM29 74H32L31 76H29L28 77V75ZM37 74V76H35ZM45 74V75H44ZM57 76V77H59V78H57L55 75ZM115 74V75H114ZM116 74H117V76H116ZM133 74H130V75H133ZM142 74V75H141ZM144 74V75H143ZM225 74V75H224ZM4 75V76H3ZM43 75V76H42ZM119 75V76H118ZM141 75V76H140ZM149 75V76H148ZM218 75V76H217ZM220 75H222V76H220ZM40 76V77H39ZM41 76L43 77V78H41ZM144 76H146L145 78H144ZM153 76H155L154 78H153ZM220 76V77H219ZM224 76V77H223ZM37 77H39L40 78V80H39V78H37V80H36V78ZM66 77V78H65ZM110 77V78H109ZM116 77V78H115ZM121 77V78H120ZM138 77H140V78H138ZM0 78L2 79L3 78V80H5V82H6V85L7 86H11L12 84V86H15V88H20L19 86H18V84L15 82V81H12L11 80V77H8L7 78V76L4 74V73H1V71H0ZM45 78V79H44ZM47 78V79H46ZM63 78V79H62ZM72 78V79H71ZM112 78V79H111ZM120 78V79H119ZM157 80H156V79ZM34 79V80H33ZM44 81H43V80ZM67 80V82H66V80ZM69 79V80H68ZM95 79V80H94ZM166 79V80H165ZM222 79H224V80H222ZM234 79V80H233ZM28 80V79H27ZM37 82H36V81ZM65 80V81H64ZM97 80H99L98 82H97ZM120 80H122V81H120ZM151 80V81H150ZM159 80H162V81H159ZM9 81V82H8ZM34 81V82H33ZM62 81V82H61ZM71 81H73V82H71ZM92 83H91V82ZM96 81V82H95ZM126 81H127V83H126ZM150 81V82H149ZM168 81V82H167ZM229 81H231V83L229 82ZM233 81V82H232ZM237 81V82H236ZM12 82V83H11ZM43 82H46V84L45 83H43ZM66 82V83H65ZM100 82H102L103 83V85L102 84H98V83H100ZM129 82V83H128ZM151 82H152V85H151ZM165 82V83H164ZM16 83V84H15ZM39 83V84H38ZM68 83V84H67ZM70 83H71V85H70ZM76 84V86H75V84ZM96 83L98 84V87H96ZM108 83V82H107ZM230 83V84H229ZM9 84H11V85H9ZM42 84V85H41ZM46 86H45V85ZM80 84V85H79ZM95 84V85H94ZM129 84H131L132 85V87L130 86H128ZM168 84L170 85V84H172V85H170V87L172 86V88H170V87H168ZM239 84H242V83H239ZM40 85V86H39ZM50 85V86H49ZM11 86V87H12ZM42 86H45V87H42ZM72 86H75L77 89H78V91H76L77 89H75V87H72ZM90 86L91 87H93V88H90ZM234 86H235V89H234ZM48 87H49V89H50V91H49V89H48ZM52 87H54V89L52 88ZM58 87V88H57ZM101 87V88H100ZM174 87V88H173ZM181 89H180V88ZM241 87V88H240ZM52 88V89H51ZM60 88V89H59ZM83 88V89H82ZM90 89L91 90V92L89 93V91L88 90H85V89ZM99 89V90H97V89ZM105 88V89H104ZM156 88H157V90H156ZM168 88V89H167ZM170 88V89H169ZM176 88V89H175ZM22 89V88H21ZM20 89V91H21V94L23 93V91H24V89L23 90H21ZM48 89V90H47ZM56 89V92L54 91ZM101 89V90H100ZM171 89H175L176 91H178V92H180L181 93V91L184 89V91H182V96L180 95V93H175L176 91L175 90H171ZM73 90V91H72ZM160 90V91H159ZM168 90H170V91H168ZM245 90V89H244ZM19 91V92H20ZM27 91V92H26ZM26 91H24V93L25 94H23L24 96L26 95V94H28V95H26L25 97L27 98V99H29V97L28 96H30V94H29V91L28 90H26ZM83 93H87V95H83L82 94V92ZM171 91H174V92H171ZM186 91V92H185ZM52 92H54V93H52ZM57 92H60V93H57ZM100 93L99 94V96L97 95V94H95V93ZM103 94H102V93ZM106 92V93H105ZM137 92V91H136ZM159 92V93H158ZM166 92V93H165ZM168 92H171V95L174 97V95H175V97L177 96V98H175L174 97V99H173V97H171V95H169L168 94ZM56 93V94H55ZM107 93H109L108 95H110L109 97L111 98L110 100H114V99H116L114 102H112V101H110L109 100V97L107 98ZM158 93V94H157ZM175 93V94H174ZM185 93V94H184ZM235 93V94H236ZM245 93V94H244ZM246 93L248 94V96L246 95ZM53 94V95H52ZM61 94H62V96H61ZM72 94V95H71ZM80 94H82L85 98H83V96L82 95H80ZM94 94V95H93ZM103 96H102V95ZM163 94V95H162ZM188 94V95H187ZM76 95V96H75ZM93 96V97H91V99L89 98V96ZM96 95V96H95ZM105 95V96H104ZM169 95V96H168ZM178 95L181 97V98H179L178 97ZM183 95H187L186 97H184ZM63 96H65L64 97V99H62L63 98ZM68 96V97H67ZM73 96V97H72ZM88 96V98H86ZM99 98H98V97ZM158 96H160V97H158ZM162 96V97H161ZM165 96H166V98H165ZM169 98H168V97ZM31 97V99H29V101L30 102H32V104L34 105L35 104V102L36 101H34L35 100V98L34 97H32V96H30ZM75 97V98H74ZM80 97V98H79ZM101 97H102V99H101ZM104 97V98H103ZM106 97V98H105ZM184 99H183V98ZM188 97V98H187ZM248 97V98H247ZM250 97V98H249ZM33 98V99H32ZM161 98V99H160ZM168 98V99H167ZM172 98V99H171ZM179 98V99H178ZM185 98H187V99H185ZM193 98V100H191ZM197 100V102H196V100ZM76 99V100H75ZM79 101H78V100ZM88 100V102L90 101V103H91V105L93 106H89V107H87L88 105H90V103H88L87 102V100ZM93 99V100H92ZM104 99V100H103ZM118 99V100H117ZM166 99V100H165ZM176 99V100H175ZM178 99V100H177ZM181 99V100H180ZM183 99V100H182ZM250 99V100H249ZM84 100V102L82 103V101ZM111 102H109V101ZM149 100V99H148ZM175 100V101H174ZM98 105H93V103L94 102ZM102 101V102H101ZM105 101V102H104ZM171 101V102H170ZM176 101H177V103H176ZM180 101V102H179ZM62 102V103H63ZM86 102V103H85ZM103 102H104V104H103ZM119 102V103H118ZM170 102V104H168ZM87 105H85V104ZM94 103V104H95ZM161 103V104H160ZM171 103H174L175 105H178V108H180L181 106H183L182 108H180V109H182V110H184V111H187V112H190V114L193 116V118H191V120L193 121H189V120H184V119H181L180 121H179V119H177L174 115H172V114H169L168 113V111H169V107H170V105H171ZM69 104V103H68ZM84 106H83V105ZM114 104V105H113ZM190 104V105H189ZM193 104V105H192ZM196 104V105H195ZM199 104V105H198ZM252 104H255V105H257L258 106V108L259 109H261V111L263 112L264 111V106H263V104H260V103H258V102H252ZM260 104V105H259ZM82 105V106H81ZM195 105V106H194ZM198 105V106H197ZM112 106V107H111ZM114 106V107H113ZM119 106V107H118ZM167 106V107H166ZM192 106V107H191ZM194 106V107H193ZM203 106V107H202ZM87 108V109H85V108ZM103 108V107H108V108H110V110L111 111H113L114 110V112H116L117 114H120V117L121 118H123L124 120H132V121H127V123H130V124H128V126H129V128H131L132 129V127H135V129L133 128L132 129V131L134 132L135 130H137L136 132H138V133H136L135 135V137H137V138H134L132 135H130V134H128L125 130H123V129H121L120 130V128L118 129V126L117 125H113V121L111 120L110 121V119H108V118H104L101 114H98V112H99V109H95V108ZM115 107H117V108H115ZM200 107V108H199ZM208 107V108H207ZM210 107V108H209ZM262 107V108H261ZM89 108V109H88ZM92 108V109H91ZM107 108V109H108ZM190 108V109H189ZM45 109V108H44ZM93 109H95V111H93ZM119 109V110H118ZM144 109H146L147 110V108H144ZM165 111H164V110ZM79 110V109H78ZM97 110V111H96ZM116 110V111H115ZM162 110V111H161ZM189 110V111H188ZM195 111V113H193L192 111ZM122 113H121V112ZM164 111V112H163ZM210 111V112H209ZM212 111V112H211ZM95 112V113H94ZM127 112V113H126ZM166 112V113H165ZM213 112H214V114H213ZM123 113H125V116H123ZM128 114H130V115H128ZM195 114V115H194ZM200 116H199V115ZM218 114V115H217ZM221 114V115H220ZM122 115V116H121ZM177 115V114H176ZM212 115H217L216 117H217V119L218 120H220V122L216 119V117L214 116H212ZM127 116V117H126ZM130 116V117H129ZM138 116V117H137ZM169 116V117H168ZM191 116V117H192ZM221 116V117H220ZM126 117V118H125ZM140 117H143V118H141V122L142 123H146V125L147 124H149V128H151L152 127V129H154V130H156V134H158L157 132H159V135H157V136H159L158 138H157V136H154V135H156L155 134V132L154 131H152L151 129H149V128H147L146 127V129H145V124H140L141 122H140ZM195 117H197V118H195ZM220 119H219V118ZM224 117H225V120H224ZM129 118V119H128ZM133 118V119H132ZM171 118V119H170ZM195 118V119H194ZM200 118H202V120L200 119ZM215 118V119H214ZM221 118H223V120H221ZM109 120V122H108V120ZM139 119V120H138ZM147 119V120H146ZM169 119H170V121H169ZM199 119V120H198ZM211 119V120H210ZM104 120H107V123H105V121ZM137 120L139 121V123L137 122ZM174 120H176V121H174ZM195 120H198V121H195ZM134 121V122H133ZM136 121V122H135ZM177 121H179V122H177ZM184 121L187 123V125H189V123H190V127L189 126H187L186 125V123L184 124ZM214 121V122H213ZM225 121H226V123H225ZM110 122H112V123H110ZM172 122H173V124H175V126L174 125H171L172 124ZM180 122L184 125V127L182 126V124H180ZM197 122V123H196ZM201 122V123H200ZM205 122V124L207 123V125L209 126V128H208V126L206 127L203 123ZM220 125L219 127H222V128H219L217 125V123ZM232 123V125L231 126H228L229 125V123ZM110 124V127L107 125V124ZM164 123V124H163ZM176 123H177V125H176ZM179 123V124H178ZM193 123H195V124H193ZM136 124V125H135ZM152 124V125H151ZM197 124V125H196ZM204 126H203V125ZM217 124V125H216ZM223 124V125H222ZM234 124V125H233ZM132 127H131V126ZM134 125V126H133ZM140 125L142 126V127H140ZM143 125H145V126H143ZM154 125V126H153ZM178 125L180 126V127H178ZM192 125V126H191ZM224 125H226V126H224ZM117 126V127H116ZM136 126H138V127H136ZM166 126H167V129H166ZM171 126H173L172 128H170ZM199 126L202 128L203 127V130H204V127H205V132H204V136H202L201 134L203 133V131H202V129H201V131H199ZM235 128L236 127V131L239 133V134H237V132L236 131H232L233 133H235V134H237V135H235V134H231L230 135V129L231 128H233V127ZM113 127V128H112ZM175 127H177V130H175L176 128ZM183 127V128H182ZM185 127H187V128H185ZM191 127H193L192 128V130H191ZM196 127H198V128H196ZM226 127V128H225ZM228 127V128H227ZM230 127V128H229ZM103 128H106V127H103ZM117 128V129H116ZM138 128H142L143 129V132L141 131V130H139ZM175 128V129H174ZM180 128V129H179ZM182 128V129H181ZM185 128V129H184ZM233 128V129H234ZM116 129V130H115ZM180 131H179V130ZM184 129V130H183ZM187 129V130H186ZM189 129V130H188ZM194 129V130H193ZM227 129V130H226ZM144 130H145V133H144ZM149 130H151L153 133L151 134L150 132H149ZM222 130H226L227 132H229V133H226V131L224 132V131H222ZM140 131V132H139ZM160 131H162V133L160 132ZM193 131V132H192ZM196 131V132H195ZM117 132V133H116ZM180 132H182V133H179ZM190 132V133H189ZM192 132V133H191ZM201 134H200V133ZM242 132V131H241ZM113 133H115L116 134V136H115V134H113ZM143 133V134H142ZM165 133V134H164ZM186 133H188V134H191V135H188V134H186ZM195 133V134H194ZM244 133V132H243ZM1 135L0 136H2V133H0ZM151 134V135H150ZM165 135L162 139H161V135ZM166 134H167V137L168 136H170V137H168V138H170L169 139V141L167 140L168 138L166 137ZM197 134H200V135H198V137H197ZM216 134V135H217ZM222 134V135H221ZM242 134V133H241ZM120 135V136H119ZM150 135V136H149ZM192 135L194 136V138L192 137ZM235 135V138L233 137ZM113 136H115V137H113ZM193 138V139H190L191 137ZM196 136V137H195ZM206 136V137H205ZM209 136H212V137H209L211 140L213 139V140H215L216 142V144H217V146H219L222 150H224V147H222L221 146V143L219 144V143H217V140H216V138H215V136H213V135H209ZM166 137V138H165ZM200 137V138H199ZM203 137H205V138H203ZM214 137V138H213ZM240 137V136H239ZM120 138V139H119ZM121 138H122V140H121ZM203 138V139H202ZM251 140H250V139ZM23 139V138H22ZM127 139V140H126ZM143 139V140H142ZM199 139H201V141L199 140ZM240 139V140H239ZM249 141H247V140ZM24 140H27V142H28V139H23L22 141L23 142H26V141H24ZM124 140V141H123ZM189 140H191V141H189ZM242 140V141H241ZM244 140V141H243ZM173 142V144L171 143V142ZM229 141V142H230ZM247 143H246V142ZM250 141H251V143H250ZM253 141V142H252ZM121 143V144H119V143ZM128 143V144H124V143ZM192 142V143H193ZM230 142V143H231ZM242 142H244V143H242ZM12 143V147H14V148H19L18 146H17V144H15V143H13V142H11ZM132 143V144H131ZM135 143V144H134ZM149 144V145H151V146H153V147H155V149L156 150H161V152L164 154V156H162V158L164 159H166V161L165 160H163V159H161V158H159V157H161V152L160 151H154L155 153H157V154H159L158 156H155V155H153V152L151 153V151L150 150H148V148L146 147V146H148L147 144ZM175 143H176V145H175ZM191 143V144H192ZM248 143H250V144H248ZM255 145H253V144ZM123 144V145H122ZM139 144H142V145H139ZM145 144V145H144ZM178 144V145H177ZM252 144V145H251ZM175 147H174V146ZM208 145V146H207ZM16 146V147H15ZM34 146V145H33ZM127 146V147H126ZM130 146H133V147H130ZM178 146V147H177ZM35 147V146H34ZM137 147H138V149H137ZM140 147V148H139ZM144 147L146 148V150L144 149ZM201 147V149L204 151V149H205V151H204V153L206 154V156L207 155H213L212 157H213V159H211L212 157L210 156L209 158H207V159H209L210 161H212V163L210 164L209 163V165L212 167V168H214L216 171H218L219 173H220V175L222 174V176L224 177H226L225 179H228L227 181L229 182V180H230V182H232V184L235 186V187H237V188H241V190L242 191H245V192H248L246 189V187L243 185V184H241V183H239L237 180H233V177H231V174L229 175V172L226 170V171H224L223 169V167L221 168V167H219L218 165H216V163H215V158H217V159H221V161L223 160L224 162H225V165L227 166V169H235L236 168V166L230 161V160H228V159H223V157H222V155L221 156H218L219 155V152L218 151H216V152H214L213 151V149H210L209 148V144H207L206 143V146H204V145H201L200 146ZM238 147H240V148H238ZM256 147V148H255ZM131 148V149H130ZM138 150V152L135 150ZM150 148V147H149ZM169 148H171V149H169ZM204 148V149H203ZM209 148V149H208ZM219 148V149H220ZM141 149H143L144 150V152H146V153H144V152H142V150ZM181 149V150H180ZM132 150V151H131ZM135 151V153H132V152H134ZM139 150H141L140 152H139ZM152 150V149H151ZM179 152H178V151ZM239 150V151H240ZM3 151H6V150H3ZM3 151L1 152L2 154H4L3 153ZM175 151V152H174ZM180 151H182V152H180ZM209 151V152H208ZM213 151V152H212ZM243 152V153H242ZM154 153V154H155ZM166 153V154H165ZM173 153V154H172ZM182 153H184L186 156L184 157V159L186 160H184L183 159V156L182 155H184V154H182ZM211 153V154H210ZM215 153V154H214ZM247 153V154H246ZM258 153V154H257ZM156 154V155H157ZM182 154V155H181ZM218 154V155H217ZM244 154V155H243ZM5 155V154H4ZM169 155H170V157H169ZM175 155V156H174ZM179 155V156H178ZM217 155V156H216ZM242 155V156H241ZM247 155V156H246ZM151 156H153V158H151ZM154 156H155V158L156 157H158V158H156L157 160L159 159V161H157V163H156V160H155V158H154ZM177 156V157H176ZM216 156V157H215ZM241 156V157H240ZM182 157V158H181ZM208 157V156H207ZM218 157H220V158H218ZM237 157H239V158H237ZM261 157V158H260ZM137 158V159H138ZM243 158H245V159H243ZM258 158H260V159H258ZM1 159V158H0ZM143 159H148V160H143ZM2 160V159H1ZM0 160V162L1 163H3L4 164V162L3 161H1ZM177 160V161H176ZM257 160V161H256ZM264 160V159H263ZM148 161V162H147ZM160 161H165V163L164 162H160ZM230 161V165L228 164V162ZM246 161H248V160H246ZM143 162V163H144ZM155 162V163H154ZM177 162V163H176ZM207 162H209L208 160H207ZM254 162V163H253ZM1 163H0V165H1ZM150 163V164H149ZM160 163H163V164H160ZM166 163H168V165H169V168H168V165H166ZM188 163V164H187ZM262 163H264V161L262 162ZM153 164H155L154 166H153ZM158 164V165H157ZM178 166H177V165ZM215 164V165H214ZM256 164V163H255ZM160 165V166H159ZM162 165V166H161ZM214 165V166H213ZM254 165V166H253ZM158 166V168H156ZM181 166V167H180ZM229 166V167H228ZM233 166H235V167H233ZM162 169H161V168ZM177 167V168H176ZM179 167V168H178ZM196 167V168H195ZM217 167V168H216ZM198 168V169H197ZM166 169H168V170H166ZM180 169V170H179ZM185 169H187V170H185ZM190 169H191V171H190ZM171 172H170V171ZM179 170V171H178ZM236 170V169H235ZM160 171V172H159ZM167 171V172H166ZM181 171L183 172V173H181ZM197 171V172H196ZM0 175L1 176H5V174H3L2 173V171L0 170ZM168 172L170 173V175L168 174ZM176 172H178V173H176ZM184 172H185V174H184ZM187 172V173H186ZM190 172V174H188ZM194 172V173H193ZM225 172V173H224ZM192 173V174H191ZM195 173H197V174H195ZM201 173V174H200ZM224 173V174H223ZM180 174H182V175H180ZM188 175V177L187 176H185V175ZM167 175V176H166ZM177 175L179 176H181V177H183V180L182 179H180L181 177H179V178H177ZM191 175V176H190ZM198 175V176H197ZM228 175V176H227ZM196 176V177H195ZM176 179L175 181H174V178ZM193 177H195V178H193ZM228 177V178H227ZM4 178H6V177H4ZM231 178V179H230ZM235 179V178H234ZM6 180H8L7 178H6ZM185 180V181H184ZM189 182V184H190V186H189V184H188V182ZM192 181H193V183L195 184H193L192 183ZM194 181H196V182H194ZM235 181H237V184H235L236 182ZM246 181H248V182H252L251 180H248V179H246ZM179 182V183H178ZM235 182V183H234ZM247 182V183H248ZM177 183V184H176ZM6 184H9L8 182L6 183ZM178 184H180L181 186H183V187H181L180 185H178ZM198 186H197V185ZM241 184V185H240ZM255 183H251V185H253L254 186V188L255 189H257V191L259 190V191H261L260 193H262L263 195H264V193L262 192V191H264V186H262V185H260L259 184V188H258V183H256L255 185H254ZM12 185V184H11ZM240 185V186H239ZM257 185V186H256ZM199 187V188H196V187ZM200 186H202V187H200ZM216 186V187H215ZM256 186V187H255ZM262 186V187H261ZM180 187V188H179ZM186 187H189V188H187V189H190V190H192V191H189V190H186ZM204 187V188H203ZM245 187V188H244ZM193 188V189H192ZM200 188H203V190L204 191H202V189H200ZM263 189V190H260V189ZM199 189V190H198ZM207 189V190H206ZM226 189V191L227 190H229V191H227L228 193H229V195L231 196L232 195V198L229 196L228 197V194H227V192H224V190ZM195 190H198L197 192L195 191ZM201 190V191H200ZM206 190V191H205ZM188 191V192H187ZM258 191V192H259ZM190 192L193 194H190ZM204 192H206V193H204ZM210 193V194H208V193ZM224 192V193H223ZM201 195H200V194ZM216 193V194H215ZM223 193V194H222ZM236 193V192H235ZM223 195L222 196V198L224 197V198H227V199H225V201L227 200L228 201V199L230 200L229 201V203L231 204V203H235L234 205H235V207H231V206H234V205H228L229 203H227V201L225 202L222 198H221V195ZM225 194V195H224ZM206 195H207V197H206ZM210 195V196H209ZM195 196H194V198H195ZM212 196V197H211ZM218 196V195H217ZM237 196V197H236ZM255 196V195H254ZM204 197V198H203ZM213 197H216V198H213ZM206 198H209V200L208 199H206ZM214 200H213V199ZM218 198V199H217ZM234 198V199H233ZM224 201V202H221L222 200ZM238 201H237V200ZM31 200V199H30ZM35 200V199H34ZM204 200V201H203ZM215 200H217V202L215 201ZM232 200V201H231ZM235 200V201H234ZM258 200V199H257ZM31 201H33V200H31ZM206 201V204L205 203H203V202H205ZM211 201L212 202H214V203H211ZM219 201V202H218ZM171 202V201H170ZM96 205L98 204L97 202H94ZM171 203H173V201L171 202ZM220 204V205H218V204ZM241 205H240V204ZM210 205V207L208 206V205ZM214 204H216L215 205V207L213 208V207H211V205H214ZM219 207H218V206ZM239 205V209L237 208V206ZM244 205V206H243ZM264 205V204H263ZM207 206V207H206ZM240 206H241V208H240ZM40 207V206H39ZM100 207H103V206H100ZM218 207V209H216ZM221 207H222V209H221ZM43 207H40V209H42ZM225 208H226V210L228 211L225 215H227L226 217L223 215L224 214V212H226V210H225ZM235 208V209H234ZM211 209V210H210ZM224 209V210H223ZM245 209V210H244ZM217 210V211H216ZM222 210V211H221ZM229 210H231V211H229ZM233 210H235V211H233ZM240 210V211H239ZM243 210H244V212L246 213L247 211H248V213L247 214H244V212H243ZM42 211H44L43 209H42ZM214 211V212H213ZM221 211V212H220ZM238 211V212H237ZM217 212V213H216ZM239 212H241L240 214H239ZM221 213H223V214H221ZM241 214L242 215H248L249 216V214H250V216L248 217H245V216H242V218H240V216H241ZM223 215V216H222ZM240 215V216H239ZM253 215H254V217H253ZM239 216V217H238ZM251 216L253 217V218H256V220H255V222H256V224H258V225H255V224H251L250 222H254L253 220V218H251ZM192 217V216H191ZM233 217L235 218V219H233ZM243 217L244 218H247V219H243ZM237 218V219H236ZM238 218L240 219V220H238ZM249 219V223L251 224V225H254V227H256V228H254L253 229V227L251 226V225H249L248 226V224L249 223H247V220ZM251 219H253V220H251ZM57 221L59 220V221H61L60 219H56ZM235 220V221H234ZM251 220V221H250ZM258 220V221H257ZM58 221V222H59ZM240 221V222H239ZM241 221H243V223L241 222ZM239 222V223H238ZM244 222H246V223H244ZM254 222V223H255ZM259 222H261V221H259ZM196 224H198V223H196ZM244 224H247V225H244ZM263 224H264V222H263ZM242 225H243V228H242ZM201 226V225H200ZM246 226V228H244ZM260 227V229H258L259 230V232H262L263 234H261V233H259L258 231H256L257 230V228H259ZM251 227V228H250ZM263 227H264V225H263ZM204 229V231L205 230H207V229H205V228H203ZM247 229V230H246ZM248 229H250V230H248ZM245 230V231H244ZM261 230V231H260ZM134 231V232H133ZM264 231V230H263ZM131 232H132V234L135 236V237H137L138 239H140V240H142V242H144L145 244H150V243H148L149 241L147 240V239H145L144 237H140V235H137V231H135L134 229H132L131 230ZM255 232H257V234L255 233ZM258 233L260 234V235H262L263 237L261 238L260 237V235H258ZM139 234V233H138ZM257 236V237H256ZM260 237V238H259ZM259 238V239H258ZM259 240H261V241H259ZM147 242V243H146ZM260 242V243H259ZM262 242V243H261ZM112 254H110V253H106L105 254V256L108 258V259H111V260H113L114 261V259H113V255L111 256ZM166 255L169 257H171V255H170V253H166ZM236 256V257H235ZM240 256V257H239ZM234 258L235 259H232V260H236V261H239V262H245V264H249V263H251V264H255L253 261H246L247 259H245V258H243V256H241V255H238V254H234ZM237 258V259H236ZM239 258V259H238ZM243 259V261H242V259ZM246 262H248V263H246ZM119 264V263H118Z\"/></svg>", "mask_w": 264, "mask_h": 264}]
</instances>
